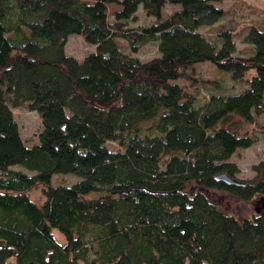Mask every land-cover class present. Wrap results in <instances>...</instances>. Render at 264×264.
Returning a JSON list of instances; mask_svg holds the SVG:
<instances>
[{
  "label": "trees",
  "instance_id": "obj_1",
  "mask_svg": "<svg viewBox=\"0 0 264 264\" xmlns=\"http://www.w3.org/2000/svg\"><path fill=\"white\" fill-rule=\"evenodd\" d=\"M217 1L0 0V264H264V160L237 178L229 158L254 138L228 125L264 113V28L242 36L252 54L236 53L232 29H200L224 15ZM140 7L149 21L127 25ZM70 34L95 50L67 54ZM118 36L132 51L156 41L159 55H129ZM204 61L241 88L199 109L174 80ZM22 105L41 119L32 145ZM54 173L81 179L53 185ZM38 185L41 204L28 195ZM206 190L263 207L238 218Z\"/></svg>",
  "mask_w": 264,
  "mask_h": 264
},
{
  "label": "rangeland",
  "instance_id": "obj_2",
  "mask_svg": "<svg viewBox=\"0 0 264 264\" xmlns=\"http://www.w3.org/2000/svg\"><path fill=\"white\" fill-rule=\"evenodd\" d=\"M216 4L225 10L224 15L214 24L202 26L201 31L214 38L218 30L232 29L235 33L236 53L252 54V46L244 42L242 36L252 25L264 28V0H218ZM176 7L167 3L164 6V12L169 13ZM149 18L140 7L135 17L128 20L126 24L136 27L147 23ZM115 40L123 52L136 56L142 61H148L159 55L156 41H147L141 44L137 51H132L126 39L118 36L115 37ZM94 50L95 44L87 42L79 34H70L65 44V52L78 60H82ZM215 80L218 82H214ZM174 82L183 88L184 92L193 99L194 105L199 109L205 106V101L211 93L217 91L228 93L241 88L240 84H233L225 73L218 71L215 65L208 61L195 63L186 70L184 77H180ZM13 111L22 139L27 145L37 143L42 126L39 114L23 105L14 108ZM228 125L237 133L248 134L254 138V142L250 147L238 148L229 158L239 168V172L235 174L237 178L252 179L256 175L253 166L264 160V134L262 131L264 128V113L256 116L253 122L238 121L230 122ZM106 144L111 149H118V145L114 141H108ZM13 167L32 173L18 165ZM80 179V176L73 173H54L51 182L53 185L72 184ZM206 193L209 199L238 218L249 217L263 207L262 199L244 201L222 190H206ZM28 195L38 204H41L45 199L41 185L29 189ZM53 236L59 243H65L63 235L56 229H53ZM8 264H14V258H10Z\"/></svg>",
  "mask_w": 264,
  "mask_h": 264
},
{
  "label": "water",
  "instance_id": "obj_3",
  "mask_svg": "<svg viewBox=\"0 0 264 264\" xmlns=\"http://www.w3.org/2000/svg\"><path fill=\"white\" fill-rule=\"evenodd\" d=\"M218 177L223 178L226 182L230 183V182H237L238 180L235 177L229 176L225 173H219Z\"/></svg>",
  "mask_w": 264,
  "mask_h": 264
}]
</instances>
